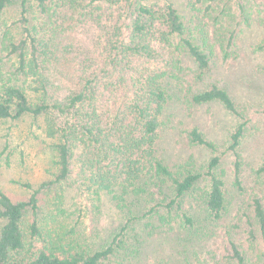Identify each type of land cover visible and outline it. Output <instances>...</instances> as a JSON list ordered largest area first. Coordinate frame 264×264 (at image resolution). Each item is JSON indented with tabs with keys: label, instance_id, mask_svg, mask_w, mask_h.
I'll return each instance as SVG.
<instances>
[{
	"label": "trees",
	"instance_id": "1",
	"mask_svg": "<svg viewBox=\"0 0 264 264\" xmlns=\"http://www.w3.org/2000/svg\"><path fill=\"white\" fill-rule=\"evenodd\" d=\"M184 1L193 12L191 18L171 0H0V21L13 5L19 11L0 41V119H41L54 153L52 178L28 200L15 201L0 190V264L109 263L125 249L131 224L132 229L139 225V233L145 226L161 230L178 224L186 238L201 236L203 223L185 201L202 182L204 221L224 219L228 194L218 171L221 148L216 140L198 126L185 129L190 144L211 153L205 173L190 167L175 171L158 155L174 83L166 69L151 66L161 62L167 49L169 65L190 58L203 78L219 65L215 63L238 57L241 36L256 19L246 0ZM13 25L21 32L13 33ZM111 95L116 107L103 103ZM192 97L196 104L219 103L239 120L228 150L234 157L235 185L241 188V146L246 136L258 131L252 110L242 108L218 81ZM262 114L264 120V106ZM74 172L78 200H91L97 209L104 195L118 192V200L125 201L127 195L145 191L140 187L148 181L152 187L168 183L172 198L156 205L147 200L102 248L74 244L73 239L65 243L59 232L44 231L37 195L47 188L64 198ZM254 175L264 184V158ZM30 210L33 221L26 225ZM226 242L225 264H264V189L253 193L248 207L238 212ZM155 264L174 263L160 259ZM185 264L195 262L188 258Z\"/></svg>",
	"mask_w": 264,
	"mask_h": 264
},
{
	"label": "rangeland",
	"instance_id": "2",
	"mask_svg": "<svg viewBox=\"0 0 264 264\" xmlns=\"http://www.w3.org/2000/svg\"><path fill=\"white\" fill-rule=\"evenodd\" d=\"M171 1L187 18L192 17L193 12L184 0ZM245 3L248 7L252 6L256 22L244 30L239 42L238 57L226 63H220L219 57H216L215 61L218 60L219 63L215 64L219 65H213L203 78L190 58L186 57L179 65H173L172 61L169 65L167 49L162 51L161 62L151 66L166 69L169 80L174 83V98L169 105L165 116L166 124L158 140V155L175 171L181 167H190L205 173L211 153L203 147L190 144L185 129L198 126L216 140L221 148L218 171L226 182L228 194V210L224 219L212 224L204 221L205 191L202 187L206 182H202L199 185L200 190L186 199L185 206L203 223L205 233L188 239L185 236L187 233L181 231L178 224L175 228L165 227L161 230L145 226L140 233L137 231L139 225L132 229L131 224L125 238V249L120 256L105 264H155L160 259L174 264H185L188 258L195 264H225L228 226L238 212L248 207L251 195L264 189V184L254 175V169L264 158V0H246ZM18 17V6L13 5L0 21V41L8 25ZM10 29L13 33L21 32L14 25ZM98 56H101L100 53ZM173 56L172 54L170 58ZM213 81L228 88L242 108L252 110L251 117L258 124V131L246 136L241 146L244 159L241 188L235 185L234 157L228 150L230 133L239 120L219 103L192 102L193 94L205 89ZM118 94L123 97V91ZM103 103L105 106L107 103L108 106L117 105L113 95L104 97ZM40 120L31 116L0 119V190L15 201L28 200L45 180L52 178L54 153L41 128ZM76 176L74 172L66 184L64 198L58 199L56 192L47 188L39 191L37 195L40 223L44 231H52L54 235L59 232L65 237V243L73 239L74 244L102 248L112 242L126 225L129 216L139 214L138 211L146 205L147 200L151 201V205H156L172 198L168 183L159 182V186L152 187L148 181V184L142 183L140 187L145 188V191H140L138 195L131 193L126 196L125 201L118 200V192L104 195L103 201L97 202L100 207L97 209L91 200L83 198L84 203L78 200L80 190ZM59 201L63 203L57 205ZM78 204H82L83 208L78 209ZM32 221L30 210L26 215V225ZM2 224L3 221L0 228ZM37 245L43 247V242ZM131 251L132 256L126 255L125 252L128 254Z\"/></svg>",
	"mask_w": 264,
	"mask_h": 264
}]
</instances>
